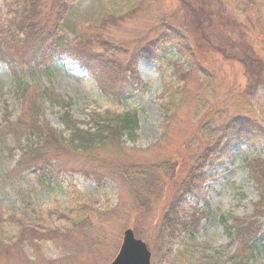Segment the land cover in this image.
Segmentation results:
<instances>
[{"label": "rangeland", "instance_id": "rangeland-1", "mask_svg": "<svg viewBox=\"0 0 264 264\" xmlns=\"http://www.w3.org/2000/svg\"><path fill=\"white\" fill-rule=\"evenodd\" d=\"M9 1L0 0V28L14 17ZM253 1L228 0L235 25L219 40L193 0H66L61 9L45 0L49 24L63 14V38L95 69L103 55L109 70L92 78L66 61L50 60V71L17 63L18 81L0 61V264H111L126 230L150 264H264L257 235L234 228L250 220L249 230H264V168L256 180L250 167L264 160V7ZM171 37L180 43L163 45ZM126 112L138 120L133 140L59 143L70 133L61 120L85 133L92 115ZM239 116L263 134L236 131ZM229 138L230 160L208 161ZM31 158H49L55 179L29 170ZM197 175L199 199L188 188ZM194 215L197 229L185 230L179 222L193 226Z\"/></svg>", "mask_w": 264, "mask_h": 264}, {"label": "trees", "instance_id": "trees-1", "mask_svg": "<svg viewBox=\"0 0 264 264\" xmlns=\"http://www.w3.org/2000/svg\"><path fill=\"white\" fill-rule=\"evenodd\" d=\"M61 1V5L57 3L55 5V7H57L58 9H61L62 7L64 8L66 6V0ZM239 2H241V0H239ZM44 3L45 0H10L9 3L5 4V6L7 7L6 13H9L14 17L8 20L7 25H2V28H0V61L5 63L8 68L12 70L14 79L18 81L19 79L16 78L18 76H15L18 74V70H16L15 68L17 63H19V65H27L26 68L30 70L36 67H43L44 70L50 71L51 68L48 67V63L51 62L50 60H52V63L54 61L63 63L64 61H66L71 66L78 67L81 72L85 74L87 73L93 78H100L99 75L109 70V67L105 66V63H107L108 60H104L105 57L101 55V58L97 59L101 68L95 69L94 66H92V61L94 60L91 59L92 55L77 51L76 48H78L77 46L80 45L76 43L75 38H73L72 40L65 39L61 35V27L59 25V21H61L60 19L62 18L63 14L58 13L59 16L55 17L54 23L51 25L49 24L50 19H54V16H52V14H46L42 12V8H45ZM183 3L188 8H191L188 3H185L184 1ZM193 3L195 6L191 3V6L193 8L191 9V11L193 12L195 17L201 15L204 18V20L202 21V19L197 17L201 23H205L207 25V36H209V34L211 33L214 38L224 40L225 34L228 35V25L234 26L235 23L233 22V20L236 19L233 16L234 13L231 12L233 10L229 9L227 6L228 0H193ZM253 3L255 4V1L253 0H248V2H246L249 9H251ZM260 4L264 7V0H261ZM214 5L220 7L222 10H218ZM167 33L168 31L165 33V36H167ZM177 43H180L179 39L177 37H171L170 40H164L163 45L169 44L170 46H176ZM241 118V116L237 117L238 121H232L230 126L236 131L242 132L243 134L247 135H254L258 137L263 134V131H261L260 128L255 126L254 123L252 124V122H250V119L242 118L241 120ZM91 120H93L92 132L88 131L85 133L81 132L79 130V127L77 128V126H71L68 121L61 120L62 126H64V130H68V132L70 133L67 140L59 139V143H66V145H68L76 141L79 143L80 147H83L82 145H85V147L89 148L99 146L100 144L108 141L117 142V139H115L116 137H125L127 138V140H133L138 130V120L136 118L135 112H126L120 115H113L110 113L92 115ZM256 128H258L259 131L255 130ZM28 129L32 128L28 127ZM32 130H35V128ZM27 132L28 133H24V136L28 135V137H31L33 135L31 130ZM2 133L0 132V134ZM48 134L49 133L43 134V137H46ZM262 136L263 139H261V143L264 145V135ZM232 139L234 138H231L229 143L225 146L221 145L218 146V148L216 147L211 149L206 159H209L208 161H210L213 158V160L215 159L214 162L218 165L220 163H225L227 160H230L231 157L229 149L230 145L232 144ZM19 153L20 158L16 162V164L21 162V158L25 159L29 156V151H27L26 149L24 151H19ZM49 158L45 160L31 158V162L29 163V170H33L35 172L38 170L37 172L43 173L44 176H48L50 179H55V177L51 174L54 170V167L47 161H51ZM53 160H55V158ZM250 167L253 177L258 180V172L260 171L262 173V169L264 168V160L255 158L250 162ZM193 177L198 178V175ZM140 178L142 179L143 176H141ZM140 178L138 177L137 179L139 180ZM194 178L188 183V188L193 191V194L191 196L199 199L202 197L200 185L203 181L201 178ZM126 179L129 180L132 178L127 177ZM144 179L145 181L147 180L146 176H144L143 181ZM148 187H150V185L145 186V188ZM151 187H154V185H151ZM180 193H183L184 196H188V192L185 190H181ZM181 198L182 197L180 195H178V197L176 198L178 206V209H176L177 214H183L184 212V210L180 208L182 207V204L180 202ZM171 221L173 222L174 219H171ZM193 223V226H189L183 222H179V224H181V226L184 227L185 230L186 228L189 229L190 227L195 230L199 225L196 215L193 216ZM248 226L252 227L254 226V223H251L250 220L243 222L235 221L234 228L238 235H242V233L246 231L250 238L253 236L255 237L256 235V238L259 236L257 239L255 238V240H252L253 244L261 243L264 245V230L260 227L257 231H254L255 226L253 227L254 229L249 230ZM35 238L40 240V237L35 236ZM29 239L31 242H34V237H30ZM8 244L10 245V243ZM1 245L5 246V244Z\"/></svg>", "mask_w": 264, "mask_h": 264}, {"label": "water", "instance_id": "water-1", "mask_svg": "<svg viewBox=\"0 0 264 264\" xmlns=\"http://www.w3.org/2000/svg\"><path fill=\"white\" fill-rule=\"evenodd\" d=\"M150 251L131 230L123 233V240L115 260L111 264H150Z\"/></svg>", "mask_w": 264, "mask_h": 264}]
</instances>
